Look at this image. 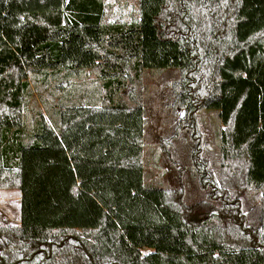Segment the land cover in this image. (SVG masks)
Returning <instances> with one entry per match:
<instances>
[{
    "label": "trees",
    "instance_id": "1",
    "mask_svg": "<svg viewBox=\"0 0 264 264\" xmlns=\"http://www.w3.org/2000/svg\"><path fill=\"white\" fill-rule=\"evenodd\" d=\"M167 70L151 155L178 186L143 164L140 81ZM6 174L0 264H264V0H0Z\"/></svg>",
    "mask_w": 264,
    "mask_h": 264
},
{
    "label": "rangeland",
    "instance_id": "2",
    "mask_svg": "<svg viewBox=\"0 0 264 264\" xmlns=\"http://www.w3.org/2000/svg\"><path fill=\"white\" fill-rule=\"evenodd\" d=\"M88 73L87 79H92L94 75L90 72ZM175 75V71L172 70H167L160 74L147 71L143 74L139 86V93L145 111L143 164L146 175H148L150 181L153 178H159L164 184L172 186L180 185L182 179H177L175 174L176 169L173 165L167 163V159L164 158L165 153L152 156L151 150L162 138L165 139H163V142L167 144L170 141L169 136L172 131L173 123L170 106L171 100L169 97V82ZM37 102L40 103V101ZM207 116L205 118L204 127L209 133H212V128L218 127L219 124L214 114L211 113L208 117ZM173 147H175V145H170V148ZM162 174L163 176H161ZM0 179H2L0 180V183H2L0 184V188L16 189V184L14 182L15 178L12 177V174H6V176L0 175ZM182 187L184 192H188V200L194 203L197 200V196L193 190L191 181L187 179L186 182L182 183ZM5 206L3 214L1 213L2 207H0V225H18L19 203L14 204L11 201V203L9 202Z\"/></svg>",
    "mask_w": 264,
    "mask_h": 264
},
{
    "label": "crops",
    "instance_id": "3",
    "mask_svg": "<svg viewBox=\"0 0 264 264\" xmlns=\"http://www.w3.org/2000/svg\"><path fill=\"white\" fill-rule=\"evenodd\" d=\"M20 197H21V193L17 187V183H16L15 190H12L10 188H0V203H1L0 207H2L1 213L3 214V210L6 207L5 205L8 204L9 202L11 203V201L14 204H17V203L20 204Z\"/></svg>",
    "mask_w": 264,
    "mask_h": 264
}]
</instances>
